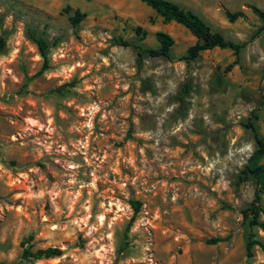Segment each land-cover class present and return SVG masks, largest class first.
<instances>
[{
    "label": "rangeland",
    "instance_id": "obj_1",
    "mask_svg": "<svg viewBox=\"0 0 264 264\" xmlns=\"http://www.w3.org/2000/svg\"><path fill=\"white\" fill-rule=\"evenodd\" d=\"M169 1L244 42L235 64L218 48L183 61L195 38L138 0H0V263L264 264L241 214L257 187L246 123L264 134V21L248 7L264 0ZM156 32L168 59L117 45L156 48ZM249 232L263 247L246 258ZM47 247L60 256L19 260Z\"/></svg>",
    "mask_w": 264,
    "mask_h": 264
},
{
    "label": "trees",
    "instance_id": "obj_2",
    "mask_svg": "<svg viewBox=\"0 0 264 264\" xmlns=\"http://www.w3.org/2000/svg\"><path fill=\"white\" fill-rule=\"evenodd\" d=\"M143 3L145 6L150 8L156 15L161 18L163 23L174 22L184 29H186L190 34L195 38L193 45L188 47L185 51L184 56L181 58L183 61L188 62L192 61L203 51H209L213 48L218 49H228L232 52L234 56V62L237 61L240 51L245 46V43H234L232 41L224 39L220 34L212 32L209 27L203 23V21L192 13L189 10H184L180 8L177 4L169 0H138ZM250 12L264 21V10H260L255 6L248 7ZM64 13L68 12V8L62 10ZM225 18L228 22H233L237 18L242 17V12L235 11L230 13L224 11ZM85 18V14L78 11L77 9L73 11L71 15L67 17V21L71 27H76L80 21ZM264 29V26L262 27ZM135 35L144 34L139 27L134 29ZM32 41L35 43L39 55L42 58V65L40 72L47 68L46 66V43L41 38L31 37ZM155 42L157 43L156 48H149L139 44H132L130 42L118 39L117 45L122 47H133L136 51V56L138 60H141L143 57L150 58H166L170 57V48L173 44L172 38L163 32H156L154 34ZM3 46V41L0 39V50ZM246 127L250 129L253 141L254 149L250 156V164L245 166L244 174L250 175L257 185L254 199L251 201L249 208L242 210V218L248 219L247 225L248 228L252 229L254 227L259 228L264 232V223L258 221V214L262 213L264 216V209H261L258 206L259 195L264 197V164H256V161L264 154V134L258 135L255 131V128L251 122L246 123ZM130 207L132 208L133 215L137 212V204L135 202H129ZM133 216L128 221L125 230L128 229L131 224ZM219 239H210L206 241V244L213 245L218 242ZM258 245L261 248L263 247L259 242L253 240L252 232H249L247 241L245 244V256L249 258L251 256V247ZM61 252L57 248L47 247L45 249H37L30 251L28 248H22L19 260L29 261V260H40V259H51L60 256ZM4 264V263H0Z\"/></svg>",
    "mask_w": 264,
    "mask_h": 264
}]
</instances>
